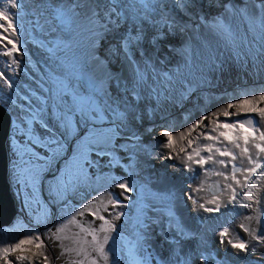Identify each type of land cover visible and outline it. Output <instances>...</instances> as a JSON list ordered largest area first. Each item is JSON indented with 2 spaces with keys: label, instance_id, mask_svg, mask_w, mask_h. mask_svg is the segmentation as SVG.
I'll use <instances>...</instances> for the list:
<instances>
[{
  "label": "snow or ice",
  "instance_id": "6c2138e0",
  "mask_svg": "<svg viewBox=\"0 0 264 264\" xmlns=\"http://www.w3.org/2000/svg\"><path fill=\"white\" fill-rule=\"evenodd\" d=\"M139 3L146 13L157 9V0H139ZM212 6L222 11L208 24L211 32L231 46L237 61L246 63L251 59L253 63L259 61L264 65V0H240V3H234L233 0H209V7ZM22 7L23 0H0V55L9 58L6 67L12 68L13 72L19 69L21 58L25 55L20 32L23 22L19 11H14ZM35 7L44 8L45 11L50 9L53 21L66 28L78 21L86 22L90 25L93 47L106 33L118 29L121 21L129 18L125 15L126 10L131 11V19L134 21L148 19L146 14L143 17L138 15L134 3H125L124 0H58L55 3H36ZM158 7L162 21L168 24L169 14L164 11L165 8L185 11L194 5L191 0H171L170 5L161 0ZM40 15H44V12H40ZM241 18L248 23L249 31L253 30V24L261 30L259 39L262 43L255 53L251 50L242 53L236 43L237 30L233 21ZM172 26L168 24L169 28ZM163 38V34L157 30L152 42ZM141 39L142 30L135 36L123 38L121 50L127 55L128 49ZM185 51L190 52V49ZM128 58L131 59L130 56ZM91 59L97 65H106V61L95 53ZM144 81V73L137 69L136 84ZM55 83L54 90H46L50 92L47 97L36 96L35 93L31 97L21 96L10 76L0 71V91L11 90L9 101L24 114L22 122L27 127L29 141L25 151L31 154L33 160L39 161H29V179L35 187L43 173L48 172L54 179V183L50 184L54 199L67 205L69 197L78 194L81 185L90 178L89 169L99 167V160L107 156L110 157L109 167L120 165L121 158L115 154V141L120 136L121 126H127L125 122L129 116L132 119H136V116L126 108L120 111L118 105L114 107L116 101L108 97L103 82L98 85L78 69L63 79H56ZM192 91L189 88L182 94L183 98H187ZM13 96L27 103H16ZM232 117L239 119L233 120ZM106 122L112 126L105 127ZM162 136L166 142L161 147L170 150L163 159H178L188 172L195 173V166H198L201 170L199 175L205 178H222L207 189L211 192L210 198L195 196L193 202L199 209L206 213H219L222 207L233 204L256 213L245 216L246 222L238 226L245 236L239 232L233 235L230 226H225L217 233L220 238L218 242L235 249L237 256L241 253L246 256L255 254L264 249V223L261 221L264 212L259 211L264 206V90L259 94L241 93L232 102L215 111L201 114L179 132L166 129ZM131 139L139 141L140 137L133 133ZM37 146L47 150L43 156L35 151ZM134 147L140 146L137 144ZM144 151L147 152V148ZM147 154L151 156L150 152ZM124 167L127 169L132 166ZM131 174L134 175L135 171ZM108 180V187L101 195L72 208L52 227L46 224V206L40 205L35 222L37 225L44 224L45 231L41 233L38 228L27 229L20 239L0 240V261L3 264H53L54 260L63 256L66 257V264H120V249L116 246L119 238L116 222L127 215L123 209L127 207L125 201L131 199L129 194L134 191V187L127 178L110 177ZM206 183V179L201 180L199 186L192 190L193 193L205 191ZM28 206L29 202L26 201L25 207ZM86 215L90 219H80ZM167 215V227L174 229L176 234L173 240L168 241L171 256L167 264H193L194 261L198 264H225L208 252L202 236L186 231L172 211L171 204ZM96 221L100 223L96 224ZM253 221L255 227L252 226ZM136 224V239L127 247L130 264H165L163 258L153 255L145 247L147 233L144 229L148 225L145 223L143 209ZM19 230H23V226ZM0 233L4 237L8 236V232L3 230ZM188 240L198 241L201 247L185 251L182 242ZM50 247L59 248L60 254L50 257ZM138 253L142 254V258H138ZM256 264H264V256Z\"/></svg>",
  "mask_w": 264,
  "mask_h": 264
},
{
  "label": "clouds",
  "instance_id": "9594fccd",
  "mask_svg": "<svg viewBox=\"0 0 264 264\" xmlns=\"http://www.w3.org/2000/svg\"><path fill=\"white\" fill-rule=\"evenodd\" d=\"M55 2H58V0H23L24 7H22L19 10H14V11H19L20 15L22 14L23 16H25L26 12H28L29 15H33L35 13L34 15L38 17L37 19L34 20L33 17H30L28 19L25 18L22 19L23 24H26L22 28H20L21 42L23 44V50L25 52V55H24V59L21 62L20 72L17 74H11V68L6 67V65L5 67L1 68L2 65L1 60L3 59L6 63L9 60V58L0 55V71H5V74L10 76V78L14 81V87L19 91L21 96L27 95L31 97L32 93H35L36 96L44 97V95L42 94V89L40 88L41 85L44 86L45 90L48 89L54 90L56 87V83H55L56 79L58 78L63 79L65 76H68L69 73L72 72L74 69H78L88 76V71L91 68L92 63L96 64V62L91 59L93 53H95L100 59L105 60L106 62L107 60H112L113 62H115L116 64L113 66L114 69L116 66L120 65V61H118V57L120 58L121 56L126 55L125 52L121 50V40L123 38L128 37L129 35L135 36L137 32L141 30H142V37L144 35V37L146 38L144 39V41L147 44H149L150 51L155 56V61L152 62L145 59L143 67H139V70L143 72L145 75V80L146 81L149 80V82L168 66V65L164 66L165 64V58H163L164 56L168 58H172L171 63L175 64L176 67L179 66L180 63H191L192 68L194 63L196 62V59L199 58L197 60L198 62L197 69L194 72L195 77H196V73H205L206 76L208 77L210 75L208 72H211L215 68H218L222 66V64L226 63L223 62V60L221 59L223 53L226 52L227 56L229 54L227 48H223L219 54H215L210 51L212 47L220 46L225 40L214 35L208 27V24L211 22L212 18L218 15L222 11V9L216 8L215 6L209 7V0H191V3L194 5V7H190L191 11H186V10L181 11L178 9H171L170 7L165 8L164 11L169 14L168 24H173L171 28H169L168 24H165L161 19V12L158 7V4L161 2V0H157L156 11L148 12V13H146V10L139 3V0H124L125 3L136 4L135 7L137 9L138 15L140 17H143L146 14L148 16V19L147 20L140 19L134 21L131 19V15H132L131 11L126 10L125 15L128 16L129 18L125 21H121L120 27L118 29H114L111 33H106L104 38L101 39L95 47H93L92 44L93 37L90 31V25L85 26L83 25L82 21H78L71 24L70 27L63 28V26L59 25L58 22L53 21L50 9L45 11L44 8L35 7L36 3L47 4V3H55ZM163 2L168 3L169 5L171 4V0H163ZM233 2L240 3V0H233ZM42 11L44 12V15H40V12ZM201 17H203V19H201ZM233 22H237L239 25L242 26V29L238 33H236V35H238V42L240 43L239 45L240 50H244V45L249 46L250 39L255 40L257 34L260 36V32L257 30H252L249 36H244L242 32L249 30V27H245L247 26V22L244 21L242 18L239 20H235ZM136 27L138 29L135 30ZM157 30H159L163 34L164 38L158 39L155 41V43H153L152 38L157 34ZM209 34L212 35L211 38H209ZM242 37L246 38L245 43L239 41V39H241ZM77 38L81 40L83 45L77 46L75 44V40ZM112 38H118L120 44L118 46H113L111 43ZM258 44L260 43L258 42L253 43L254 46H257ZM187 45L191 47L190 52L185 51ZM61 47L65 48L64 53L62 55H60ZM49 49H52L53 51L50 52ZM76 49H79V56L74 52ZM194 49H199L202 51V54L195 59H193V54H192V50ZM249 50L250 49L247 47L246 51L248 52ZM128 51L131 52L135 57L136 62L134 66L140 65V60L138 59V52H137L138 48L137 47L133 48L132 46L128 49ZM117 54L119 55L117 56ZM180 56L184 58L183 62L177 61V59ZM226 57H225V61H226ZM33 60L35 61V66H33L32 64ZM159 61L162 62V65L157 66V64H159L158 63ZM205 61L207 62L209 69L204 68L203 65L200 64ZM35 70H37V81H39V83L35 82L37 83L36 87L33 88L29 87L28 83H33V82H27L26 84L25 81L23 82L19 81L20 79H26V77L30 74H33ZM146 73H148L147 76ZM149 74H151V79L149 77ZM228 75L229 74L227 73L226 77ZM206 76L201 75L200 80L197 81L194 79V82L199 83L200 88H209L211 87V83L204 82L205 80L207 81ZM111 77H112V71L109 72L106 68V65L105 66L99 65V79L93 81H95L98 85L102 81L103 82L102 86L104 89L107 90L108 97H110L111 100L114 101L117 98H119L121 99L123 104H125L130 97H125L122 94V90L120 93L117 89H115V86L117 85L116 84L117 78H111ZM226 77L224 78V80L226 79ZM213 78L218 79L216 77ZM74 82L81 83L79 81H74ZM189 88L193 89V91L197 89L196 86L187 87V89ZM46 92L48 95H50V92L48 91ZM136 99L138 101V97ZM13 100H15V98H13ZM0 103L4 105L11 112L14 118V126H15V132L11 136L12 146L10 143V150H11L10 171L8 175V182L10 185L11 194L16 202L17 216L14 222L9 227L4 228V229H8L11 226H13L16 223V221L21 223L23 219H26L28 221L33 217L31 213V211L33 210H30V212L28 213L25 212V209L22 207L19 201V198L21 196L26 195V185H27L26 178L22 179L16 173V169L12 165V148H14V144H19L21 145V147H24L25 145L29 146V141L26 133L27 127L22 122L24 119V114L20 113L19 109L14 108V105H12L11 101H9L8 99L7 91H0ZM20 103L26 104L27 102L20 101ZM113 106L116 107L117 105L115 104ZM181 106L182 105L176 106V108L180 109ZM118 107L120 111L122 109L125 110V106L123 107L118 106ZM149 108L151 107H148V109ZM159 113L161 114L160 111ZM148 114L150 117L149 112ZM128 124L131 126H135L130 124L129 122ZM104 126L107 127L108 124L105 123ZM123 139L129 141V143L126 144V148H125L128 154L122 155L119 150L120 155L121 157H126L128 161H132L133 157L130 156L131 152L127 150L128 145L131 144V142L127 137ZM134 142L136 143L137 141ZM143 142L146 146L147 144L144 135H143ZM21 147L20 148L18 147L17 156L24 154V151L23 153L21 152L22 149ZM39 150L40 147L37 146L35 148V151L39 153ZM28 155L30 157V160L33 161L31 154L29 153ZM107 158L110 159V157L106 156L103 159L99 160L101 161L102 169L100 171H97L95 167L92 168L93 174L90 177L96 178L98 174L104 172V167L108 166L109 160L106 161ZM132 165H134V163ZM59 166L60 165H57V167ZM117 167L119 168L122 166L117 165ZM108 168H112L114 170V167L108 166ZM125 170L128 172L126 168ZM150 170L152 171V168H150ZM16 174L19 179L17 186L14 185V177ZM43 175L45 177H52V175H50L48 172L43 173ZM127 175H129V172ZM135 179L137 178H134V180ZM213 183H211L210 186ZM139 185H140L139 187L144 186L146 188V191L141 192L139 189L137 190V192L130 193V195L132 196L134 193H136V196L135 197L133 196L135 200L131 202V206H130L131 208L125 207L124 211H127L128 215L134 213L135 216L137 217L141 209H143L145 223L148 225V227L144 229V231L147 232L149 229V225H153L154 226L153 230L156 233L155 236L156 238H159V235L157 234L159 230L156 224L161 218L160 217L161 213H159V215L154 220L152 219L151 210L153 205L151 204L150 201L152 197L148 195H144V194H148V190L145 182ZM28 186H29L28 191L30 192V197L27 195L26 197H28V199H32L31 191H35V189L32 186H30V184H28ZM48 186L49 185H46V195H45L44 183L42 185V196L45 201L49 197L47 193ZM21 187L22 188L24 187V193H21L19 191ZM184 192L187 193V189L184 190ZM148 198L150 203H147ZM168 199L169 198H167V200ZM78 203H81V200H79ZM47 204L51 206L54 211L57 209V204H55V206L53 204H49V203ZM40 205L41 204L39 202V206ZM31 215L32 217L29 218L25 217ZM126 220L127 217H122L120 221L116 222L118 225V232H119V238L116 241V246L119 245L120 242H123L119 245V247L121 248V245H124V248H121V250L123 254H125V259L128 260V264H130V257L127 253V247L129 246L131 241H134L136 239V232L138 230H136V226H137L136 222H133L134 232L132 233V235H125V233L121 228ZM198 226H201V224ZM217 233L218 230L216 225L213 228H209L206 224L202 225L199 232L203 240L206 241L207 248L210 244H212V248L207 250L208 252L212 253L216 257V259L219 253L221 252L219 250H216V254H215L214 251L215 248L219 249V247L217 246V242L220 238L218 237ZM149 252H152L150 246H149ZM139 254L140 253L137 254L138 258H142ZM211 264H214V262H211Z\"/></svg>",
  "mask_w": 264,
  "mask_h": 264
},
{
  "label": "rangeland",
  "instance_id": "374dc122",
  "mask_svg": "<svg viewBox=\"0 0 264 264\" xmlns=\"http://www.w3.org/2000/svg\"><path fill=\"white\" fill-rule=\"evenodd\" d=\"M20 16L22 19L24 18L28 19L30 17H33V20H34L38 18L34 14L29 15L28 12H26L25 16H23L22 14ZM24 25L26 24H23V26ZM83 25L86 26L88 24L86 22H83ZM233 25L235 29L237 30L236 33H238L242 29V26L239 25L237 22H233ZM245 27H249L248 23H247V26ZM252 27H253V30H257L261 32L258 25L253 24ZM245 40L246 38L244 37L239 39V41L243 43H245ZM256 42L262 43V41L258 37L255 38L254 43ZM190 48L191 47L187 45L185 50L190 49ZM64 50L65 48L61 47L60 55L64 53ZM74 52L75 54L79 56V49H76ZM226 56H227V53L224 52L223 55L221 56V59L223 60V62H226L225 61ZM163 58H165L164 66L165 65H168V66L165 69H163L157 76H155L149 83H147V85H145V87L140 91L141 93L140 97H138L137 93L130 94L129 92H125L123 94L125 97H130V96L134 98L138 97V102L140 101V98H142L143 102L140 101L139 105L142 107H147V106L151 107L148 109V112L150 113V120L148 122H142L143 119L141 118V119H138V121H140V124L135 122V126H131L128 124V122H130L131 120V117L129 116V119L127 120L128 122L127 121L125 122L127 126L126 127H124L123 125L121 126L120 136L117 137L115 141L117 145L115 154L121 158L120 166L122 167L126 165L132 166L131 168H127L129 175L120 173L117 166H114V170L106 166L104 167V172L101 174H98L97 177H99V179H97V177L96 178L90 177L87 181H85L81 185L79 193L72 197H69L67 205L62 203L61 201L56 200L57 209L54 211L53 208L46 203V201L44 200L42 196L43 183L45 186V195H46V185H49L47 189L50 190V184L54 183L53 177H45L43 175L42 178L37 182L35 187H33L29 179V173L27 171L31 167V164L29 163L30 157L28 155L29 153L25 151L27 147L29 146L25 145L24 147H21L22 148L21 152L23 153L24 151V154H21L18 158L13 159L14 168L16 169V173L22 179L26 178V181H27L26 195L30 197V192L28 191L29 189L28 184H30V186H32L35 189L33 196L35 198H38L41 205L46 206L48 210V220L46 224L48 227H52L54 220H55V216L58 215L61 209L67 208L68 206L78 207L82 203L89 202L91 198L97 195H101L104 192V190L108 187V183H109L108 178L110 177H114V178L123 177V178L129 179L130 183L134 187L133 192H137V190L139 189L141 192L146 191V188L144 186L139 187L140 186L139 184H142L143 182H145L147 186L148 194H144V195H148L152 197V199H154L156 198L158 194H163V198L166 200L167 206L171 204V207L174 210L173 203H175L174 201H176L177 199L176 195H173V193H171V191H168V190H165L164 192H162L160 191L159 188H155L153 185L154 179H153V176L150 174L151 160L156 159L157 163H161V162L158 160V157L155 156V150L157 146H152L149 140L147 141V145L145 146L143 142V135L147 131H151L156 127H161L162 130L174 129L176 132H179L180 130H182V128H184L183 125L186 122H188L190 118H192L199 112H202V113L206 112L207 110L211 108L213 104L216 105L218 102L222 100H228L229 102H232V99L234 97H237L241 93L247 92L249 94H259L261 90H264V73L260 76H259L260 73L258 74L255 72L248 76L246 75L243 76V75L234 73V74H229L226 77L227 73L222 74L223 70H225L224 66L226 63H224L222 64V66L215 68L211 72H208L210 74L208 77L206 76L205 73H196V77H195L194 72L196 71L197 66H198L197 61L194 63L193 68L191 67L192 65L191 63H180L179 66L176 67L175 64L171 63L172 58H168L165 56ZM230 58L231 57H229L228 60ZM23 59H24V56L21 58V62ZM1 63H2L1 68L5 67L6 63L3 59L1 60ZM32 64L33 66H35L34 60L32 61ZM200 64L203 65L204 68L209 69V66L206 61ZM20 69H21V64H20L19 69H17L16 72H13L11 68V74L19 73ZM257 72H264V68H262L260 71H257ZM147 75L148 73H146V76ZM201 75H205L207 77V82L211 83V87L200 88L199 83L194 82V79L199 81ZM149 77L151 79V74H149ZM168 77H171V79H168ZM213 77H216L218 79H215ZM225 77L226 79L224 80ZM16 80H19V79H16ZM19 81L21 82L25 81L26 84L27 82L39 83V81H37V70H35L33 74L28 75L26 79H20ZM191 86H196L197 89L192 91L190 94H188L187 98H183L182 94L186 93L188 90L187 87H191ZM6 91H7V95L11 93V90H6ZM13 98H15L16 103H20V101L17 100L16 97L13 96L12 99ZM115 101H116V105L120 107L124 106L121 99L117 98ZM225 104H226V101L221 104H218L217 107L223 106ZM180 105H182L181 108L177 109L176 106H180ZM121 111H124V110L122 109ZM159 111L162 114L161 118L159 120L153 119L154 116H158ZM238 118L239 117H233V120L238 119ZM107 124H108L107 127L112 126L109 123ZM133 133H135L137 136L140 137L139 141H137L136 143L134 142L136 140L131 139ZM125 136L131 142V144L128 145L127 150L131 152L130 156L133 157L132 161H128L126 157H121L120 152H119L118 142L120 139H123ZM151 138L156 139L157 137H151ZM165 142L166 140L160 139L156 143L157 145H162ZM137 144L140 146L139 148L134 147V145H137ZM144 148H147V152H150L151 156H149L147 152L144 151ZM93 159H95L94 156H93ZM175 161L177 162V160ZM133 163L134 165H132ZM160 166L163 167L162 165ZM168 167L169 169L175 167V170L177 171V174H176V182H177L182 177V172L184 170L183 164L181 162L175 163L171 161ZM95 168L97 171H100L102 169L101 161H99V167H95ZM133 170L135 171L134 175L131 174ZM200 171L201 170L199 168H196L195 173L192 172V178H193L192 184H194L195 179L199 175ZM17 174L14 177L15 186H17L19 182ZM89 174L90 176L93 174V169H89ZM134 178H137V179L134 180ZM220 179L221 178L218 177V180ZM192 184L189 185V188L191 189L193 187ZM209 186L210 184H208V188ZM208 188H206V185H205L206 192H208L209 196H211L210 191H207ZM111 191L115 192L118 190L111 189ZM187 193H188V189H187ZM51 194L54 197V194L52 191H51ZM130 196H131V199L125 201L127 208H131L130 207L131 202L135 200L133 196L135 197L136 193H134L133 196L132 195ZM149 198L147 200V203H150ZM167 198L169 199L167 200ZM79 200H81V203H78ZM259 211L264 212V206H261ZM36 212H37L36 209L31 211L33 217L29 219L28 221L26 219H23L21 223L16 221V223L13 226H11L8 229H4L3 231L8 232L9 234V232H17V229H21V226H23V230H19L23 232L22 234H24L27 229L35 230L37 228L39 229L41 233H43L45 231V225L36 224L35 222ZM125 212L127 214V211ZM167 213L168 212L165 210L161 212L160 217L162 219L160 218V220L156 224L159 230V232L157 233L159 235V238H156L155 236L156 233L153 230L154 228L153 225H149V229L146 232L147 239L145 241V247L149 251V246H150L153 255L157 257L158 255L154 251V248H153L154 243L160 240L170 241L175 238V236L171 233L170 228L164 230V228L167 227V221H168ZM255 214L256 213L253 212V210L251 209H243V208L237 209L236 207L232 206V207H229L228 209L221 210V212L218 215H214V213L213 214L208 213L207 217L204 220L200 221L201 226H196L194 230H190L188 226H184V225L183 226L186 229V231L195 233L198 236H201L199 232H200L202 225L204 224H206L209 228H213L216 225L218 232L221 228L225 226H230V230L232 231L233 235H235L236 232H239L237 229L239 224L242 222H246L244 220V217L247 215H255ZM125 217H127V220L125 221L121 229L123 230L125 235H132V233L134 232L133 222L137 221L138 216L136 217L135 214L133 213L130 215L127 214ZM261 221L262 223H264V217H261ZM99 223H100L99 221H96V224H99ZM254 225L256 226L255 222H254ZM162 228H163V231H162ZM136 230H138L137 226H136ZM7 237H9V235ZM3 239L4 238L0 237V240H3ZM121 243L123 242H120L119 245ZM190 243L191 245L189 247H186L184 242H182V247L184 248L185 251H188L189 249H192L193 247H201L198 241L196 240H191ZM119 245H117V248L120 249V264H128V260L125 259V254H123ZM167 245L170 246L169 243ZM211 248H212V244H210L207 249L209 250ZM201 250H203V248ZM216 250L220 251V249L215 248L214 249L215 254H216ZM48 255L50 257H55L58 254L56 250L54 249V247H50L48 250ZM139 255L142 257L141 253ZM263 255H264V249H260L255 254H248L247 256L245 255L240 260H237L235 262L227 261L225 262V264H255L257 259H259L258 257H262ZM168 260H169V256L164 259L165 264H167ZM53 264H57V260H54ZM193 264L195 263L193 262Z\"/></svg>",
  "mask_w": 264,
  "mask_h": 264
},
{
  "label": "bare ground",
  "instance_id": "6f19581e",
  "mask_svg": "<svg viewBox=\"0 0 264 264\" xmlns=\"http://www.w3.org/2000/svg\"><path fill=\"white\" fill-rule=\"evenodd\" d=\"M138 29L137 27L135 28V30ZM244 36H249L251 34V31L246 30L244 32H242ZM211 34H209V38H211ZM257 37H259V35L257 34ZM144 39H146L143 35L142 39L134 44V47L138 48V59L140 60V65H136L135 64V57L133 56V54L131 52L128 51L127 55L121 56L120 58L118 57V61H120V65L116 66L113 70H112V77L111 78H117L116 81V86L115 89H117L120 93L122 90V94H124L125 92H129L130 94H133L134 92L137 93L138 97H140V91L145 87V85H147L148 81H144V84L141 83L139 85L136 84V72L137 69H139V67H143L144 64V60H149V61H155V56L153 55V53H151L150 51V47L149 44H147ZM236 41H237V45H240V43L238 42V35H236ZM255 40L250 39V43L249 46L244 45V50H240L242 53H246V48L248 47L252 53H255L256 50L258 48H260L261 43L258 44L257 46H254ZM111 43L113 46H118L120 44V41L118 40V38H112L111 39ZM75 44L77 46H81L83 45V43L81 42L80 39H76L75 40ZM223 48H227V51H229L228 56L226 57V65L225 70H223L222 74H240V75H250L255 73H260V75H262L264 72H257L260 71L262 68H264V65H262L259 61H256L253 65L248 67V70L245 71L243 70L244 66H248V62L249 59L246 63H241L240 61H237L234 58L233 52H232V48L229 46V44L224 41L220 46L217 47H212L210 49L211 52L215 53V54H219L221 52V50ZM192 54H193V59L198 58V56H200L202 54V51L199 49H194L192 50ZM96 55V54H95ZM119 54H117L118 56ZM97 56V55H96ZM128 56L131 57V59L128 58ZM231 57L229 60L228 58ZM199 59V58H198ZM196 59V61L198 60ZM184 58L183 57H179L177 59L178 62H183ZM158 65H162V62H158ZM88 77H90L92 80H98L99 79V65L92 63L91 68L88 71ZM29 87L33 88L37 86V83H28ZM140 88V89H139ZM140 101L143 102V99L140 98ZM139 101V102H140ZM228 103V100H222L220 102H218L216 105H212L211 108L209 110H207L206 112H199L197 113L195 116H193L192 118L189 119L188 122H186L183 127H187L188 124H190L191 122H193L195 119L199 118V116L201 114H207L208 112L211 111H215L218 107V104H221L223 102ZM139 102L137 101L136 98L130 96V98L126 101V103L124 104L125 108L127 109V111L136 116V119H132L130 120V124L135 125V122H137L138 124H140V121H138V119H143L142 122H148L150 120L149 114L147 112L148 107H142L139 105ZM234 111V110H233ZM161 117V114L159 113L158 116H154V119H159ZM221 119H224L223 117H221ZM233 119V117L231 118ZM205 123H208L207 121ZM164 128V127H163ZM164 130H162L161 127H156L154 130L151 131H147L144 134V138L147 144V141L149 140L151 142L152 146H157L156 150H155V156L158 157V160L161 163H157L156 159H152L151 160V165L150 168H152V171L150 172V174L153 176V185L155 188H159L160 191L164 192L165 190L171 191V193H173V195H176L177 199L175 201V203H173L174 206V210L172 208V211L175 213V216L179 219V222L184 225V226H188L191 230H193L196 226L200 225L201 223L199 221L204 220L207 217L206 212H204L202 209H199L193 202V199L195 198L196 195H199L200 197H204L205 199L210 198L209 193L205 191H201L200 193L196 194L193 193V189L197 186H199V184L201 183V180L206 179L207 183L206 188H208V184H211L213 182H216L218 180V177L215 176H210V177H203L201 175H198L195 179L194 184L193 183V178H192V172H188L185 170H183L182 172V177L176 182V174L177 171L175 170V167L169 169L168 165L170 164V162H175L178 163L180 162L178 159H163V156L167 153L170 152L169 149L163 148L161 147V145H157V141L160 139H164L166 140L165 137L162 136V132ZM26 133H27V129H26ZM193 135H195V133H193ZM157 137L155 138H151V137ZM129 143L128 140L122 139L119 141L118 143V148L121 152L122 155H127L128 152L126 151V144ZM186 143V142H185ZM121 145H123V147H121ZM12 146V143H11ZM109 160V158L106 159V161ZM177 160V162L175 161ZM160 165H162L163 167H161ZM108 167V166H107ZM195 168H199L198 166H195ZM120 173L122 174H128V172L125 170L124 167H119L118 168ZM222 180V178L220 179ZM193 185L192 189L189 188V185ZM100 188V187H99ZM188 189V195L186 192H184V190ZM208 191V190H207ZM34 191H31V196L32 199H28V197H26V195L21 196L19 198V201L22 205V207L25 209V212H30V210H37L39 209V203H37V198H35L33 196ZM47 193L49 195V197L46 199L47 203L49 204H53L55 206V204H57L56 199H54V197L52 196V194L50 193V190L47 189ZM28 201L29 202V206L25 207V202ZM203 202V201H202ZM151 204L153 205L152 210H151V217L154 220L159 213L163 212L164 210L168 212V208L169 206H167V202L166 200L163 198V194H158L156 196V198L151 200ZM236 207L237 209H242L237 205H233V204H228V206L222 207L221 210L223 209H228L229 207ZM74 208L72 206H68L67 208H63L59 211L58 215L55 216V220L53 225L59 223L61 221V217L62 215H64L66 212L70 213L71 209ZM220 213V212H219ZM219 213H214V215H218ZM213 214V213H212ZM27 218L32 217L31 216H25ZM80 219H84V220H88L90 219V217H88L87 215L83 218ZM254 222H252V226L255 227ZM52 225V226H53ZM165 229H168V227H165ZM239 233L242 236H245L246 234L243 233V231L241 229H239V227L237 228ZM75 230V229H73ZM22 231H17V232H9V237H4L1 234V237H3L4 239H7L9 241H11L13 238L15 239H20L23 237L24 234H22ZM171 233L175 236V230L171 229ZM22 234V235H21ZM191 240H188L186 242H184L186 247H189L191 245L190 243ZM219 241V240H218ZM168 240H160V241H156L153 245V248L155 250V252L157 253L159 258H167L169 256L170 259V247L168 246ZM217 246L220 249V253L217 256V259L220 261H224L226 260V262H235L237 260L242 259L245 254L241 253L239 256L235 255L236 250L232 249L230 246H228L226 243L225 244H220L219 242H217ZM121 248H124V245H121ZM54 249L56 250L57 254H60V249L57 247H54ZM264 256V255H263ZM260 260L261 257H258ZM225 259V260H224ZM195 264H198V262L194 261ZM0 264H3L2 261H0ZM57 264H66V257L61 256V258L59 260H57ZM256 264V262H255Z\"/></svg>",
  "mask_w": 264,
  "mask_h": 264
},
{
  "label": "water",
  "instance_id": "95a60500",
  "mask_svg": "<svg viewBox=\"0 0 264 264\" xmlns=\"http://www.w3.org/2000/svg\"><path fill=\"white\" fill-rule=\"evenodd\" d=\"M186 11H191V9L188 8ZM115 64L112 60H107V70L111 72ZM253 64V61L249 60L248 66H244L243 70L247 71L248 67ZM14 132V118L11 112L0 103V230L9 227L17 216L16 202L11 194L8 182L10 143Z\"/></svg>",
  "mask_w": 264,
  "mask_h": 264
},
{
  "label": "flooded vegetation",
  "instance_id": "af4514ba",
  "mask_svg": "<svg viewBox=\"0 0 264 264\" xmlns=\"http://www.w3.org/2000/svg\"><path fill=\"white\" fill-rule=\"evenodd\" d=\"M40 88L42 89V94L44 95V97H47L48 94H47V92H46L44 86L41 85ZM18 147L20 148L21 145H19V144H14V148H12V165H13V167H14L13 159L19 157V156H17V155H18ZM14 149H15V150H14ZM46 151H47L46 149L40 148V150H39V154H40V156H43V155L45 154ZM38 162H39V161H36V160H33V161H32V163H38ZM19 191H20L21 193H24V187H23V188L21 187Z\"/></svg>",
  "mask_w": 264,
  "mask_h": 264
}]
</instances>
